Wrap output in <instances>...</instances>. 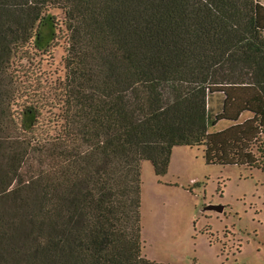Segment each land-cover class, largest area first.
Instances as JSON below:
<instances>
[{
    "label": "trees",
    "instance_id": "1",
    "mask_svg": "<svg viewBox=\"0 0 264 264\" xmlns=\"http://www.w3.org/2000/svg\"><path fill=\"white\" fill-rule=\"evenodd\" d=\"M51 7L69 44L54 127L11 70L55 39ZM201 145L264 169V0H0V264H164L142 254V162L164 174Z\"/></svg>",
    "mask_w": 264,
    "mask_h": 264
},
{
    "label": "rangeland",
    "instance_id": "2",
    "mask_svg": "<svg viewBox=\"0 0 264 264\" xmlns=\"http://www.w3.org/2000/svg\"><path fill=\"white\" fill-rule=\"evenodd\" d=\"M49 12L55 39L45 50L30 43L11 70L24 98L41 106L38 125L54 127L66 97L69 44L65 12ZM204 148L176 146L160 175L142 162V254L164 264H264V169L207 163Z\"/></svg>",
    "mask_w": 264,
    "mask_h": 264
}]
</instances>
